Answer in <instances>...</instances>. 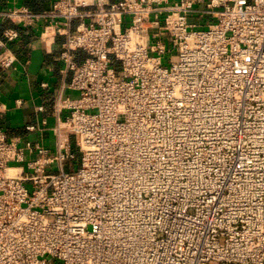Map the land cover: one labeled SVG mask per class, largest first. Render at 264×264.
Returning a JSON list of instances; mask_svg holds the SVG:
<instances>
[{"label":"built area","instance_id":"1","mask_svg":"<svg viewBox=\"0 0 264 264\" xmlns=\"http://www.w3.org/2000/svg\"><path fill=\"white\" fill-rule=\"evenodd\" d=\"M0 18L63 35L77 92L53 125H27L49 144L0 128V264H264V0H53ZM20 34L0 35L4 69Z\"/></svg>","mask_w":264,"mask_h":264},{"label":"crops","instance_id":"2","mask_svg":"<svg viewBox=\"0 0 264 264\" xmlns=\"http://www.w3.org/2000/svg\"><path fill=\"white\" fill-rule=\"evenodd\" d=\"M52 1L0 0V9L27 5L40 11L49 8ZM209 19L203 18L205 25ZM8 27L18 28L21 34L17 40L10 43L18 57L16 68L4 69L0 66V128L11 137L43 140L45 144H49L53 141L50 131H45L43 138L41 133L28 130L27 125H38L44 117L50 126L53 125L56 121L54 111L59 96L77 95L75 90L68 87L73 72L67 71L66 64L58 58L65 37L57 35L55 42L46 45L41 40L43 21L24 27L9 19L0 18V35ZM1 52L0 49V55ZM76 55L80 61L85 53L79 50ZM39 105H43L44 109L39 110Z\"/></svg>","mask_w":264,"mask_h":264},{"label":"rangeland","instance_id":"3","mask_svg":"<svg viewBox=\"0 0 264 264\" xmlns=\"http://www.w3.org/2000/svg\"><path fill=\"white\" fill-rule=\"evenodd\" d=\"M129 24V18L128 17H126V19H125V23H124V25H128ZM75 151H76V153H77V159L76 160H74V163L75 164H77V163H79V160H80V153L78 152V150L77 149H74ZM69 163H71L70 161H66V164H68L69 165Z\"/></svg>","mask_w":264,"mask_h":264},{"label":"trees","instance_id":"4","mask_svg":"<svg viewBox=\"0 0 264 264\" xmlns=\"http://www.w3.org/2000/svg\"><path fill=\"white\" fill-rule=\"evenodd\" d=\"M22 28V27H21ZM23 29H21V31H22Z\"/></svg>","mask_w":264,"mask_h":264}]
</instances>
